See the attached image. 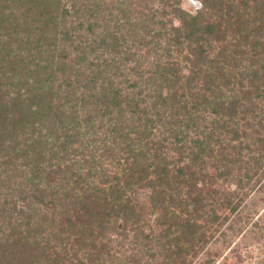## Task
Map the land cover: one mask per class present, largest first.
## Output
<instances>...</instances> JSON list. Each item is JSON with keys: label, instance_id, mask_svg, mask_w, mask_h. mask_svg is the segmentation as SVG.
Masks as SVG:
<instances>
[{"label": "trees", "instance_id": "16d2710c", "mask_svg": "<svg viewBox=\"0 0 264 264\" xmlns=\"http://www.w3.org/2000/svg\"><path fill=\"white\" fill-rule=\"evenodd\" d=\"M196 1L0 0V264H189L262 187L264 0Z\"/></svg>", "mask_w": 264, "mask_h": 264}, {"label": "rangeland", "instance_id": "374dc122", "mask_svg": "<svg viewBox=\"0 0 264 264\" xmlns=\"http://www.w3.org/2000/svg\"><path fill=\"white\" fill-rule=\"evenodd\" d=\"M181 6L193 12L199 3L182 0ZM148 189L137 191L147 202ZM238 217L230 216L211 242L189 264H264V180L246 197Z\"/></svg>", "mask_w": 264, "mask_h": 264}]
</instances>
